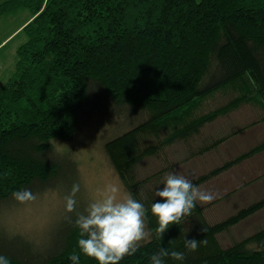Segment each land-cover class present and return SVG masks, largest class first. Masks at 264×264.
<instances>
[{
  "label": "trees",
  "instance_id": "obj_1",
  "mask_svg": "<svg viewBox=\"0 0 264 264\" xmlns=\"http://www.w3.org/2000/svg\"><path fill=\"white\" fill-rule=\"evenodd\" d=\"M18 8L29 13L20 27L25 41L0 86V212L17 201L13 192L41 193L67 177L74 182L75 148L61 143L90 130L93 120L109 125L117 118L101 147L125 191L144 205L152 231L149 242L118 264H151L161 248L185 254L182 261L165 257L164 264H264V227L227 245L218 237L263 208L264 196L216 222L205 219L197 202L191 216L157 239L151 204L161 198L143 188L170 166L134 177L144 158L241 104L255 105L264 121V0H0L1 15ZM221 90L233 95L200 110ZM262 149L264 137L191 181L196 186ZM74 220L75 213L64 216L40 245L0 231V255L10 264H72L69 255L80 253ZM185 238L207 243L188 251ZM79 264L98 261L80 253Z\"/></svg>",
  "mask_w": 264,
  "mask_h": 264
},
{
  "label": "rangeland",
  "instance_id": "obj_2",
  "mask_svg": "<svg viewBox=\"0 0 264 264\" xmlns=\"http://www.w3.org/2000/svg\"><path fill=\"white\" fill-rule=\"evenodd\" d=\"M28 13V10L18 8L10 11L7 15L0 14V86L10 77L17 58L16 49L25 41L24 31L21 30L19 25L28 17ZM231 95L233 94L230 91H216L212 96L205 99L200 106V110L203 111L204 109L215 107V105L225 102L227 97ZM259 117L260 110L255 105L251 103L241 104L235 110L226 114V116H220L215 122L206 124L201 128L199 135L189 138L188 141H176L168 148H164L160 153L144 158L135 167L134 177L139 178L166 165L170 166V169H165L156 179H151L149 183L145 184L143 191L146 195L151 190H154L155 193L157 188H162L163 180L168 173H175L188 179H194L195 175L203 169V164L206 163V154L198 156L195 153L183 159L185 156L183 153L186 150L188 151L189 147H202L205 143H210L217 137L227 134L229 135L227 138L231 137L235 140L233 144L236 147H239L241 141L242 144H246V142L249 144L252 141L257 142L264 137V121H258ZM251 121L255 122L249 128L247 127V132L251 130L248 135L250 133L253 135L254 133L253 139H246V135L239 131L237 135L229 134L240 125L249 124ZM118 122L120 121L117 118H113L109 125L105 122L101 123L93 120L88 125L90 130L81 129L71 141L61 143L62 146L67 148L70 146L75 148L76 153L73 156L75 161H77V175L74 182H71L72 178L69 179L68 177L60 179L56 183L59 186L56 185L57 187L41 193L37 192L34 200L26 203L16 201L17 203L7 206L0 212V231L7 233L20 232L40 245V243H44L51 236V232L54 231L61 219L71 214L65 212L64 197L70 192L73 184H79L80 186V190L76 194V209L87 206L92 199L98 197L99 193L107 185L119 184L122 186L117 173L113 170L104 149L101 147L103 139L114 131L113 129ZM147 141L145 140V142ZM220 149L222 148L217 146L216 150H213V152L208 151L207 155L215 158L216 153ZM122 189L125 191L123 186ZM248 221L251 222L250 219ZM246 224L248 222L238 226L237 229L233 227L231 231L218 234L220 244L227 245L232 242L233 238H242L246 233L245 230H247ZM253 227L252 225L248 229L251 230ZM249 230L248 232H251Z\"/></svg>",
  "mask_w": 264,
  "mask_h": 264
},
{
  "label": "clouds",
  "instance_id": "obj_3",
  "mask_svg": "<svg viewBox=\"0 0 264 264\" xmlns=\"http://www.w3.org/2000/svg\"><path fill=\"white\" fill-rule=\"evenodd\" d=\"M79 190V184L72 185L64 197V209L66 213H75L73 223L80 229L77 241L80 253L94 258L98 264H118L125 255L134 254L141 242L150 241L152 231L146 224L144 205L135 200L131 193L123 191L121 185H107L83 212L76 211V194ZM154 195L162 201L151 204V213L158 224L155 229L157 239H162L171 224H180L186 216H191L197 202L209 203L220 197V193L201 190L187 177L174 173L165 176L163 187L157 188ZM12 196L20 203L35 199L30 189L13 192ZM206 243V239L185 238L188 251H196ZM80 253L73 251L69 255L72 264H79ZM165 257L182 261L185 254L161 248L150 256L151 264H164ZM0 264H10L9 259L0 255Z\"/></svg>",
  "mask_w": 264,
  "mask_h": 264
},
{
  "label": "crops",
  "instance_id": "obj_4",
  "mask_svg": "<svg viewBox=\"0 0 264 264\" xmlns=\"http://www.w3.org/2000/svg\"><path fill=\"white\" fill-rule=\"evenodd\" d=\"M27 19L28 17L25 20ZM25 20L21 22L19 27H21ZM216 119L217 118H215V120ZM215 120L213 122H215ZM238 131L242 132L243 135L245 134L246 139H253L252 136L254 135V133L253 135L252 133L248 135V132H250L251 130L247 132V128H244ZM238 131L233 130L229 134L233 133L237 135ZM199 134H194L193 136H197ZM185 141H188V139ZM234 141L235 140H233L231 137L227 138L219 142L214 148L205 150V152L202 151L203 153L197 152L199 147H189L188 151L186 150V152L183 153L185 154L183 159H186L189 156L194 155L195 153L198 156H204L206 154V163L203 164V169L201 170V172L197 173V175H199L214 167H217L218 164L238 155L240 151L245 150L256 143V141H252V143L249 144L247 142L246 144H242L241 141L239 147H236L233 144ZM217 146H220V148L222 149H220L219 152L216 153L217 155L214 153L216 155L215 158L207 155L208 151L213 152V150H216ZM192 179L193 178H190L189 180ZM196 187L200 188L201 190H211L220 193L219 198L213 199L209 203H200L204 207L203 212L205 215V219L208 222H216L219 221V219L231 215V213L235 212V210L253 202V200L259 199L264 196V149L251 155V157L240 160V162L233 164L228 169L222 170L216 175L208 177L205 181L196 185ZM249 219L251 220V222L248 221ZM247 222L248 224H246L245 226L247 227V230H245L246 233L244 235L248 234V227L252 225L258 228L264 227V207L249 215L248 217L242 219V221H239V223H237L234 228L237 229L238 226H241Z\"/></svg>",
  "mask_w": 264,
  "mask_h": 264
}]
</instances>
